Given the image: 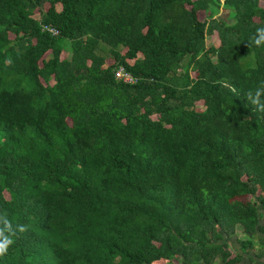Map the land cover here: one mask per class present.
<instances>
[{"label": "trees", "instance_id": "1", "mask_svg": "<svg viewBox=\"0 0 264 264\" xmlns=\"http://www.w3.org/2000/svg\"><path fill=\"white\" fill-rule=\"evenodd\" d=\"M261 26L264 0H0V212L28 225L0 264H264Z\"/></svg>", "mask_w": 264, "mask_h": 264}, {"label": "clouds", "instance_id": "2", "mask_svg": "<svg viewBox=\"0 0 264 264\" xmlns=\"http://www.w3.org/2000/svg\"><path fill=\"white\" fill-rule=\"evenodd\" d=\"M252 43L256 46L264 45V26L256 29L255 35L252 38ZM264 82L255 89L254 93H249V100L257 106L258 110L264 112ZM28 225L15 224L10 221L7 211L0 212V256L7 254L8 248L14 243V237L17 233L27 231Z\"/></svg>", "mask_w": 264, "mask_h": 264}, {"label": "rangeland", "instance_id": "3", "mask_svg": "<svg viewBox=\"0 0 264 264\" xmlns=\"http://www.w3.org/2000/svg\"><path fill=\"white\" fill-rule=\"evenodd\" d=\"M56 5V7H58V3H56L55 4ZM200 15V17H201V13L199 14ZM33 16H37V14L35 13V14H33ZM218 16H220V17H224L225 16V12L224 11H220L219 13H218ZM206 41H207V43L209 42V43H211V42H216L217 41V37H216V35L214 34V33H212V35H210V36H208V37H206ZM196 105H197V107H200V102H198V103H196ZM247 197V196H246ZM243 198H245V197H243ZM262 220V219H261ZM234 237H237V238H241V237H243V233L240 231V229L239 228H235L234 229V232H233V235L231 236V237H229L231 240H232V245L234 244V242H233V239H234ZM225 239H226V237H224ZM235 246V245H234ZM228 249L232 252V247H231V244L228 246Z\"/></svg>", "mask_w": 264, "mask_h": 264}, {"label": "built area", "instance_id": "4", "mask_svg": "<svg viewBox=\"0 0 264 264\" xmlns=\"http://www.w3.org/2000/svg\"><path fill=\"white\" fill-rule=\"evenodd\" d=\"M114 76L117 79L123 80V81H129L131 80V76L129 73H127L126 71L122 70V67H118L114 70Z\"/></svg>", "mask_w": 264, "mask_h": 264}, {"label": "crops", "instance_id": "5", "mask_svg": "<svg viewBox=\"0 0 264 264\" xmlns=\"http://www.w3.org/2000/svg\"><path fill=\"white\" fill-rule=\"evenodd\" d=\"M262 260L264 261V256L262 257Z\"/></svg>", "mask_w": 264, "mask_h": 264}]
</instances>
